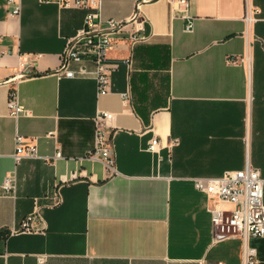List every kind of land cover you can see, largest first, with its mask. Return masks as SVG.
<instances>
[{"label":"crops","instance_id":"1","mask_svg":"<svg viewBox=\"0 0 264 264\" xmlns=\"http://www.w3.org/2000/svg\"><path fill=\"white\" fill-rule=\"evenodd\" d=\"M139 1L101 0L99 29L137 14L113 34L110 92L97 96L90 61L69 65L83 76L55 75L88 10L15 0L9 17L14 5L0 0V44L11 51L0 58V264L241 263L239 238H215L192 180L239 171L246 154L264 179V0H189L186 11ZM18 58L28 76L15 84L25 113L14 120L7 80ZM97 111L113 114L116 174L86 158ZM16 135L37 157L13 160ZM30 214L37 231L11 233ZM249 243L264 264V236Z\"/></svg>","mask_w":264,"mask_h":264},{"label":"built area","instance_id":"2","mask_svg":"<svg viewBox=\"0 0 264 264\" xmlns=\"http://www.w3.org/2000/svg\"><path fill=\"white\" fill-rule=\"evenodd\" d=\"M56 2L62 7L82 8L88 10L83 19L81 30L72 38L66 40L64 50L61 55V64L55 72L58 77L74 78L83 76L88 72L84 67L79 66L77 70L70 69L71 63H80L88 60L93 64V76L96 83V95H105L110 92V74L113 70L107 63V55L111 50L114 38L113 34L118 30L120 23L113 20H107L106 28L99 29L98 25L102 22L100 19L101 0H40L43 3ZM176 4V11L179 7L186 11L189 0H173ZM8 5H14L15 0H6ZM14 8L8 13L9 17H18L20 4L17 2ZM246 9V20L251 21V8ZM185 32L192 31V21L186 16ZM131 43H135L138 38L130 35ZM11 55V51L0 44V58ZM38 56H33L35 60ZM233 63L232 60H227ZM130 66V61H125ZM21 58L17 59V69L13 77L15 81L13 87L8 92L7 112L8 116L17 120L19 116L25 113L21 106L16 83L18 76L23 71ZM128 98L127 93L121 94V99L125 101ZM113 114L106 111H97L93 121V143L92 148L87 154V159L92 162L102 163L112 174H116L114 164V152L112 142V132L109 131L108 122L112 120ZM248 139L245 140L246 150L248 152ZM158 145L157 139H152L147 150L155 151ZM60 154L56 153L55 157ZM13 160L17 163L23 157H37L35 144H26L24 139L16 135ZM193 187L204 193L207 197V209L211 214V223L216 239L238 237L241 243L240 264H257L255 249L250 245V239L264 236V179L259 170L251 165L248 155L244 166L236 172H228L220 177L214 178H194ZM5 191L14 190V179L5 178L2 186ZM224 205L230 206L225 208ZM40 217L32 214L25 216L19 227L12 230L11 233L35 232ZM38 261L44 263V257H39Z\"/></svg>","mask_w":264,"mask_h":264},{"label":"water","instance_id":"3","mask_svg":"<svg viewBox=\"0 0 264 264\" xmlns=\"http://www.w3.org/2000/svg\"><path fill=\"white\" fill-rule=\"evenodd\" d=\"M153 1H155V0H142V1H139L137 4H136V6L137 5H140V4H143V3H150V2H153ZM136 14H137V11H135V14L133 15V17L131 18V19H129L128 21H126V22H123V23H121L120 24V26H123V25H125L126 23H129V22H131V21H133L134 19H135V17H136ZM26 76H28V74L27 73H21L19 76H18V79H21V78H24V77H26ZM15 77H11L9 80H7V82H13V81H15Z\"/></svg>","mask_w":264,"mask_h":264}]
</instances>
